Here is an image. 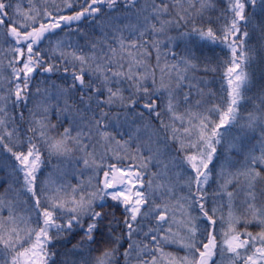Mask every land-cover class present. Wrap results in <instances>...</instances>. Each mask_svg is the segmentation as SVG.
<instances>
[{
	"label": "snow or ice",
	"instance_id": "6c2138e0",
	"mask_svg": "<svg viewBox=\"0 0 264 264\" xmlns=\"http://www.w3.org/2000/svg\"><path fill=\"white\" fill-rule=\"evenodd\" d=\"M0 264H264V0H0Z\"/></svg>",
	"mask_w": 264,
	"mask_h": 264
},
{
	"label": "trees",
	"instance_id": "16d2710c",
	"mask_svg": "<svg viewBox=\"0 0 264 264\" xmlns=\"http://www.w3.org/2000/svg\"><path fill=\"white\" fill-rule=\"evenodd\" d=\"M180 30L179 29H170L167 33V36H172V37H176L178 35V32ZM160 39L162 40V43H161V64L163 65V62H164V53H167V58L169 61L172 60V57H171V53L168 52L167 48L164 47V45L167 43V38L166 37H160ZM255 42V41H253ZM174 45H177V47H175V50L177 52H179L181 50V47H182V42L177 39L174 41ZM156 53L155 51H153L152 53V56L150 58V63L151 65L155 66V63H156ZM6 63V61H5ZM223 71L224 69L221 67L218 71H215V72H208V73H204L203 70L201 69L199 72L195 73V77L197 79H202L203 81H206L208 82L209 84H211L212 86V90L213 91H216L217 93H220V90H221V85L223 84L224 87H226V81L223 80ZM255 72H256V82L257 84L259 83V80H260V70L259 68L255 69ZM82 179H87V177H82ZM167 250H171V249H166Z\"/></svg>",
	"mask_w": 264,
	"mask_h": 264
}]
</instances>
